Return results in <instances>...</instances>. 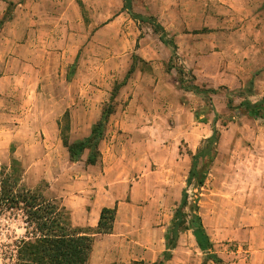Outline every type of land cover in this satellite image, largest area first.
I'll return each mask as SVG.
<instances>
[{"label":"rangeland","instance_id":"1","mask_svg":"<svg viewBox=\"0 0 264 264\" xmlns=\"http://www.w3.org/2000/svg\"><path fill=\"white\" fill-rule=\"evenodd\" d=\"M241 1L221 3L227 8L207 15L208 27L190 28L200 20L183 13L193 0H133L134 13L155 17L176 43L171 72L172 49L122 0H16L0 9V167L17 161L22 185L64 207L73 226L62 198L67 189L79 210L102 195L117 201L115 236L99 240L89 264L161 260L187 188L189 154L214 129L216 157L204 187L189 189L185 209L190 225L199 204L213 249L202 251L188 231L166 264H264V118L251 119L240 107L264 99V0L247 11ZM180 68L196 80L180 76ZM227 70L250 71L251 79L208 97L181 88L182 79L227 88L217 84ZM104 109L112 114L100 162L88 166L86 153L72 163L59 123L66 125L68 113L71 142L83 140ZM24 227L20 219H0V264H14Z\"/></svg>","mask_w":264,"mask_h":264},{"label":"trees","instance_id":"2","mask_svg":"<svg viewBox=\"0 0 264 264\" xmlns=\"http://www.w3.org/2000/svg\"><path fill=\"white\" fill-rule=\"evenodd\" d=\"M124 9L130 13L133 19L146 23L159 36L160 41L172 49V56L168 63L167 70L175 69L173 63L178 57V47L174 40L169 38L165 28L153 17H143L134 13L133 0H122ZM11 6L12 3H9ZM142 62V60L140 61ZM136 70L135 64L131 67L126 82L132 77ZM180 76H189L192 81L196 77L192 72L178 69ZM126 82L124 84H126ZM181 88L196 95L213 96L219 90L228 88L220 87L218 90L207 89L200 86H185L184 79L180 81ZM233 92L230 93L232 95ZM247 116L258 120L264 118V99L259 103H252L244 100L241 105ZM228 108L234 109L233 99L228 97ZM112 111L104 109L102 118L92 127L89 137L71 142L70 140V118L65 114V122L59 123L61 139L64 147L68 150L70 161L76 163L82 160L87 153L86 164L96 166L101 158L100 145L104 139L107 124ZM219 141L218 131L214 129L212 137L202 143V147L195 154L190 153L191 168L186 181L187 188L182 192V199L175 211L173 225L170 232L165 236L166 250L162 258L155 264H166L173 258V252L177 249L181 235L191 231L198 247L202 251H212L213 244L203 224L200 214V206L196 203L194 207V219L189 225L186 221L185 209L189 200V189L194 186L203 188L205 176L217 154L214 147ZM22 171L18 162L12 161L10 167H0V219L5 217L8 220H22L26 230L25 237L16 244L14 264H89L95 246L97 235H112L114 232L118 208H104L101 211L100 219L96 229L74 227L68 212L56 201L50 200L39 191L31 190L22 185Z\"/></svg>","mask_w":264,"mask_h":264},{"label":"crops","instance_id":"3","mask_svg":"<svg viewBox=\"0 0 264 264\" xmlns=\"http://www.w3.org/2000/svg\"><path fill=\"white\" fill-rule=\"evenodd\" d=\"M16 0H0V4L2 5V8H0L3 12V10L5 9V4H7V2H13ZM259 0H242L241 2L245 5L244 9L247 11L251 8H255V6L259 7V5L256 3ZM228 5V0L223 1L220 0V2H216V4H213V0H193V4H192V9L189 10L188 12H183V13H191L196 15L197 17H199V21H195V25H189V27H194V28H199L197 27V25L199 26L200 24V28H205L208 27V18L207 15L210 16L212 15L213 12L217 11L218 9H226L227 6H223L222 4ZM213 5L215 6V8L213 7ZM252 5V6H251ZM254 6V7H253ZM188 27V28H189ZM207 52L209 53L210 50H207ZM259 52V51H258ZM211 55V53L209 54V56ZM208 56V55H207ZM208 56V58H209ZM260 60V59H258ZM258 60L255 59V61L258 62ZM221 70V69H220ZM219 70V71H220ZM244 73H241L240 71H234L233 73H228L227 71H221L219 73V78H218V85L221 86H226L228 89L230 90H240L242 88H244L247 84V82L249 81V79H251L250 77V71L244 70ZM247 72H249L247 74ZM218 75V74H217ZM159 85V84H158ZM107 180V179H106ZM63 191V190H62ZM70 191H68V189L66 190L67 196L63 197L64 201L66 203V205L72 210V219L74 221V227H78V228H96L100 219V214L101 211L104 208H114L117 205V201L116 200H112L109 198L110 196H104V198L102 197V200L98 201V199L94 200V201H90L89 202H85V205L82 207V210L77 209L76 207L73 206L72 202H71V193H69ZM123 210V209H122ZM123 212V211H122ZM121 213V208H118L117 214L118 216ZM81 216L82 218L79 220L78 216ZM115 232H116V225L114 227V232L112 235H97L95 237V246H94V250L97 248V243L100 241L104 242L103 240H107L110 241V239H113V237L115 236ZM102 238V239H99ZM182 243V240L180 238L179 244ZM179 247V246H178ZM106 253H110L111 249H109L107 247V249L105 250L104 248V254ZM95 251H93V255L92 258L94 256ZM262 255H264L263 252H260Z\"/></svg>","mask_w":264,"mask_h":264}]
</instances>
